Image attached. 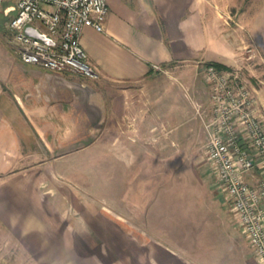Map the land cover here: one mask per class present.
Segmentation results:
<instances>
[{
	"label": "crops",
	"instance_id": "0c3cea01",
	"mask_svg": "<svg viewBox=\"0 0 264 264\" xmlns=\"http://www.w3.org/2000/svg\"><path fill=\"white\" fill-rule=\"evenodd\" d=\"M235 1L113 0L110 6L108 0L104 31L85 27L81 35L98 78L25 63L12 42H0V227L9 228L18 247L33 253L38 195L53 191L64 202L67 242L81 237L85 248L63 250V264H260L212 176L213 189L206 191L227 210L234 230L209 236L183 214L176 187L186 158L182 147L194 146L198 133L182 125L180 88L175 94L148 88L158 73H180L185 64L201 72L207 107L185 90L200 116L204 147L207 62L253 70L254 60L264 68V0L238 11L230 31L226 12ZM104 81L125 84L104 90ZM252 91L264 123V85ZM170 94L177 101H167ZM104 192L110 214L79 197ZM119 216L126 222L118 223ZM103 217L111 222L110 233L99 230L96 221ZM106 243L128 249L108 250Z\"/></svg>",
	"mask_w": 264,
	"mask_h": 264
},
{
	"label": "built area",
	"instance_id": "2783aa9c",
	"mask_svg": "<svg viewBox=\"0 0 264 264\" xmlns=\"http://www.w3.org/2000/svg\"><path fill=\"white\" fill-rule=\"evenodd\" d=\"M7 1L0 0V10L9 18L11 42L23 62L99 77L81 35L85 27L104 31L108 0ZM203 74L209 86L204 150L210 171L256 258L264 264V123L256 110L257 98L237 70L206 64Z\"/></svg>",
	"mask_w": 264,
	"mask_h": 264
},
{
	"label": "rangeland",
	"instance_id": "374dc122",
	"mask_svg": "<svg viewBox=\"0 0 264 264\" xmlns=\"http://www.w3.org/2000/svg\"><path fill=\"white\" fill-rule=\"evenodd\" d=\"M112 1L113 0H109L110 6ZM125 1L131 2L132 0ZM249 4L253 5V0H238V3L236 0L235 4L233 3V5L227 8L229 11L227 10L228 12L226 13L230 15L229 17H227V27L230 31H234V28L236 26L235 18L237 16V12L244 10ZM8 19L9 18L3 15V12L0 10V42L4 41L7 44H11V34L7 29ZM234 35L236 37H239L238 34H236L235 32ZM250 54V49L246 48L245 55L250 56ZM2 58V53H0V66L2 64ZM253 59L254 58H252L251 60ZM185 65H182V72L180 73H177V69L174 72L173 70H170L168 72L158 73L157 76L155 75L154 79L149 82L150 85L148 88L151 93H157V89H159L158 87H160V91H162L161 87L163 86L167 94H175L173 93L174 90H177L179 88L180 90H182V125L183 127H194L198 135L196 136L197 139L196 144L194 146H185L183 144L182 147L183 155H185L186 158L183 161L182 179L180 180V183L176 184V187L179 190L177 196L179 199L178 204L181 205L183 214L186 213L185 217H187L188 214V219H197L198 225L200 227L204 226L201 227V229H205L209 236L217 234L222 235L225 234L227 231L234 230L233 222L231 219L232 215L229 214L231 216L229 217L227 210L218 202V199H212L209 195V192L206 191L207 188H210L211 190L213 189L212 184L214 176L210 171V164L207 160L206 151L204 150V147L200 148V141L203 138L200 116L199 114H197L194 107H192V104L187 96L188 91L185 90V88H190L191 90H193L195 97L202 101V106L207 107V87L204 84L201 72L194 71L192 73L189 69V65H186V68ZM251 67L253 68V70H248L245 67H243L241 70L236 68H231V70H237L240 76L242 75L241 77L245 79L251 89H253V87L259 88V84L264 85V83L261 82V80H264V68H262L261 65L255 63L254 60L251 64ZM101 84L104 87V90H111V88H117L118 86L125 83H118L115 81H104L101 82ZM171 94V99H167V101H177V99H175L174 96ZM156 100L157 99L154 98L153 101L155 102ZM182 136L183 138H187L184 132ZM208 171L210 174L208 173ZM130 172L126 174L129 175ZM189 172H192L194 176L192 177ZM126 180L125 184L122 183L121 186H126ZM172 181L173 180H171V182ZM103 185L105 187H108L109 180H104ZM79 197L84 200V203L82 204L89 206L91 209L94 208L93 204H95V208H97V210L98 208H100V210L109 213L107 208L109 205L108 202H110L109 194L104 192V194L97 195L95 197L89 195H80ZM38 198L39 201L42 203V207H40V210H38L35 216H33V253H30L23 247H18L19 245L15 242L13 234L10 232L9 228L2 226L0 227V264H63L64 260L61 258L63 250L85 249L83 246L84 243L79 240L81 239V237H76V239L78 240L77 241L76 239L73 240L71 236L69 238L70 241L67 242L68 237L66 236V220L62 219L60 211L63 209L64 203L61 199V196L58 193L56 194L53 191H50L49 193L39 194ZM225 204L227 208V203ZM125 222V217H118V223L123 224ZM96 223L101 224V229H99L101 233H110L111 222L105 220V217L101 219V222L96 221ZM211 231L212 233H210ZM88 245L91 246V249H94V244ZM104 245H106V249L108 250L128 249L126 248L127 244H118L119 247L117 246L113 248H109V243H106ZM128 245L129 247H132V244ZM2 247L5 248L2 249ZM138 249H140V247ZM207 252L210 258L217 257V254L213 255L212 252H210L208 249ZM209 256L207 255V257ZM204 262H206V260Z\"/></svg>",
	"mask_w": 264,
	"mask_h": 264
},
{
	"label": "trees",
	"instance_id": "16d2710c",
	"mask_svg": "<svg viewBox=\"0 0 264 264\" xmlns=\"http://www.w3.org/2000/svg\"><path fill=\"white\" fill-rule=\"evenodd\" d=\"M208 64H214L215 66H217L219 69H225V70H231L230 67L226 66V65H223L221 63H218V62H213V61H209L207 62Z\"/></svg>",
	"mask_w": 264,
	"mask_h": 264
},
{
	"label": "water",
	"instance_id": "95a60500",
	"mask_svg": "<svg viewBox=\"0 0 264 264\" xmlns=\"http://www.w3.org/2000/svg\"><path fill=\"white\" fill-rule=\"evenodd\" d=\"M31 33V32H30ZM33 34V33H32Z\"/></svg>",
	"mask_w": 264,
	"mask_h": 264
}]
</instances>
